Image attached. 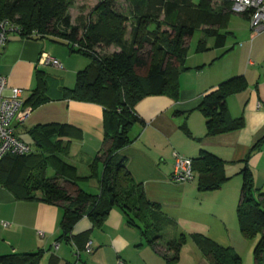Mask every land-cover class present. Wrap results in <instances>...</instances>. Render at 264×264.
Listing matches in <instances>:
<instances>
[{"label":"trees","instance_id":"1","mask_svg":"<svg viewBox=\"0 0 264 264\" xmlns=\"http://www.w3.org/2000/svg\"><path fill=\"white\" fill-rule=\"evenodd\" d=\"M221 2L214 7L210 0H134L124 10L117 0H97L87 16L78 17L77 23L72 24L71 0H0V20L8 19L20 28L21 38L60 43L69 53L89 60L76 73L73 88H62L61 96L97 104L104 112L103 144L89 164L92 169L98 164L102 166L98 194L80 188L76 167L63 159L75 129L55 123L38 125L28 132L30 140L23 141L33 146L30 154H8L0 159V186L18 199L60 206L63 209L60 240L70 239L73 226L82 217L101 227L109 211L117 208L148 244L158 247L157 243L163 241L164 250L160 253L166 264H177L187 237L180 234L165 239V231L174 228V221L163 214L158 204L147 200L142 186L128 171L126 158L119 153L130 144L132 127L141 122L134 110L140 100L153 95L177 99L178 76L186 70L189 38L202 29L206 37L223 44L225 34H220L216 27L226 22L230 3ZM111 47L119 51L107 53ZM203 47L201 41L198 50ZM36 80V88L24 102L31 108L49 100L47 80L39 70ZM245 88V79L235 77L203 97L198 110L205 118L208 137L244 127L243 118H230L226 100ZM262 141L251 151L259 149ZM244 163L236 214L242 236L257 239L254 262L262 264L264 192L255 188L247 158ZM224 166V161L207 152L192 159V170L198 174V189L202 192L219 189L228 179ZM64 182L70 184L71 191L64 187ZM190 238L210 264H242L241 257L229 247L201 235ZM41 256V251L0 255V264H39ZM47 264H58V260L51 257Z\"/></svg>","mask_w":264,"mask_h":264},{"label":"crops","instance_id":"2","mask_svg":"<svg viewBox=\"0 0 264 264\" xmlns=\"http://www.w3.org/2000/svg\"><path fill=\"white\" fill-rule=\"evenodd\" d=\"M221 4V0H216L213 6ZM232 17L248 20L250 29L248 14H234L230 10L224 25L216 27L220 34H225L223 44H216L213 37H206L202 29L197 30L201 37L194 53L198 56H193L188 63L187 48L186 70L178 76L177 99L153 95L140 100L134 110L141 122L132 127L129 133L131 142L119 153L126 158V167L135 182L142 186L147 200L158 204L163 214L174 221V228H169L173 230L171 239L180 234L187 237L177 264L185 257L183 251L186 248L191 253L189 257L186 255L190 264H210L191 240V235L208 237L220 246L231 248L241 257L242 264H255L253 249L257 239L248 240L242 236L236 208L242 187L240 171L246 158L255 188L264 192V68L263 65L254 68L251 60L247 61V66L239 61L237 66L232 63V67L214 68L217 62L232 53L233 46L228 45V37H234ZM251 37H254L252 32ZM201 41L204 47L198 50ZM56 48L45 40L24 39L11 33L1 49L0 74L7 78L8 87L23 90V102L36 88V71L45 75L48 86L49 100L33 107L28 118L14 124V129L20 139L29 141L28 132L38 125L55 123L74 128L63 159L76 167L80 188L98 194L102 166L98 164L92 169L89 164L103 144V108L62 98V88H73L76 73L84 69L89 60L78 54L59 53ZM43 52L56 56L63 67L38 65ZM214 52L219 53L206 56ZM263 52L264 47L261 57L264 64ZM241 76L246 88L230 95L226 104L230 118H243L244 127L208 137L205 118L198 106L203 97L219 84ZM260 139H263L260 148L251 151ZM204 152L225 163L224 172L228 179L219 189L200 191L197 173L191 182L172 180L175 155L197 159ZM76 158L79 159L75 161ZM63 185L71 191L70 184L64 182ZM62 218L60 206L18 199L0 186V255L41 251L39 264L43 260L47 264L51 257L56 258L58 264H118L119 261L124 264H166L160 253L164 250L163 241L157 243L158 247L148 244L117 208L109 211L101 227H95L89 218L82 217L73 226L69 240H60Z\"/></svg>","mask_w":264,"mask_h":264},{"label":"built area","instance_id":"3","mask_svg":"<svg viewBox=\"0 0 264 264\" xmlns=\"http://www.w3.org/2000/svg\"><path fill=\"white\" fill-rule=\"evenodd\" d=\"M230 10L234 14H248L250 29L256 35L264 31V0H227ZM20 28L8 19L0 20V52L11 33L18 34ZM35 32L32 34V36ZM38 65H51L61 68V64L49 54L43 52ZM23 90L8 87V80L0 74V159L8 154L24 156L32 152V147L20 139L14 129V124L24 122L30 115L32 108L25 106L22 99ZM259 107V105H257ZM194 178L192 159L175 155L172 180L178 183L191 182ZM6 226V224H3ZM89 252V244H87ZM118 264H124L119 261Z\"/></svg>","mask_w":264,"mask_h":264},{"label":"rangeland","instance_id":"4","mask_svg":"<svg viewBox=\"0 0 264 264\" xmlns=\"http://www.w3.org/2000/svg\"><path fill=\"white\" fill-rule=\"evenodd\" d=\"M73 5L69 10L70 16H71V21L72 24L77 23L76 19L80 16H87L90 11L93 9V7L96 5L97 0H71ZM134 0H117L118 6H120L124 10H128V7L130 6L131 2ZM212 4H216V0H210ZM233 19L231 20V26L233 28L234 32V37H228V45L233 46L232 53L229 57V59L225 58L223 61H219L215 65V69L220 66L221 68L225 66H231L232 63L237 66V64L240 63L245 66H247V61L251 60L254 62L255 66L254 68L261 67L264 64L262 62V49L264 47V31L254 35V37H251V31L249 29V22L248 20L244 19L243 17H232ZM231 28V27H230ZM199 37H201L200 33L196 31L191 38L187 41V48H188V54H189V61L190 63L192 59L194 58L193 56H198L196 53H194V48L198 42ZM129 38V35H126V39ZM48 45L56 46L57 52L62 53V51L66 54L69 55L68 49L60 44V43H55L51 42L48 40H45ZM117 52L119 51L115 47H111L107 53H112V52ZM219 52H214V53H207V57H210L212 55H218ZM202 54V53H201ZM199 54V56H201ZM264 54V52H263ZM55 58L63 67V63L61 60H59L56 56H52ZM198 57H195L197 60ZM231 60V61H230ZM88 61V60H87ZM253 68V67H252ZM234 71H236L234 69ZM26 139V137L24 138ZM27 140V139H26ZM79 158H76L75 161H77ZM52 175V173H50ZM171 231L172 229H167L165 231V239L169 240L171 239ZM183 255L185 256L182 261L179 264H190L186 258V255L189 257L191 255L190 251H188V248L184 249ZM41 264H44V260L41 261Z\"/></svg>","mask_w":264,"mask_h":264}]
</instances>
